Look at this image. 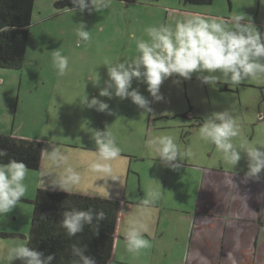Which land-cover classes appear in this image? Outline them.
Returning <instances> with one entry per match:
<instances>
[{
    "label": "rangeland",
    "instance_id": "374dc122",
    "mask_svg": "<svg viewBox=\"0 0 264 264\" xmlns=\"http://www.w3.org/2000/svg\"><path fill=\"white\" fill-rule=\"evenodd\" d=\"M54 5L55 0H35L22 67L0 68V134L34 139L44 145L41 168H28L25 195L10 213L0 217V260L12 245L28 242L37 189H53L50 181L62 175L66 167H71L81 177L80 183L70 191L74 189L118 200L120 225L124 227L129 222L132 225L136 222L139 227L147 222L151 236L143 237L151 239L152 231L154 237L152 227L156 210L143 204L154 200L152 193L160 194L166 184L163 172H167L168 167L158 157L149 155L146 147V142L158 135H170L181 151H190L191 155L182 160L185 163L213 166L218 161V176L225 174L230 180L242 184L241 193L247 194L248 200L264 201V170L258 177H247L248 157L243 150H238L241 160L237 168H232L216 151L215 145L198 137L204 117L227 109L239 127V135L233 138L234 145L254 144L264 150V74L247 78L239 84H219L215 89L202 84L195 75L179 84L173 83L174 77L169 78L160 89L164 101L151 103V113L144 112L130 99L99 97V88L89 77L97 72L101 77L100 87H103L104 80H107L105 65L136 54V43L129 38L132 33L138 39L148 40L147 27H174L176 21L191 15L224 18L229 27L234 14L244 15L251 17L264 33V3L261 0H213L207 6L191 5L185 0H111L109 7L101 12H80L76 6L75 12H70L67 9L72 10L74 6L58 10ZM80 23L90 31L89 41H83L77 35ZM55 51L68 58L63 75L53 63ZM133 87H137L135 81ZM139 88L151 101L146 86L140 84ZM85 93L89 99L97 97L108 103L112 114L80 104ZM191 105L197 114L202 115V122L176 115L180 110L190 109ZM106 127L121 149L120 158L111 162V176L90 170L95 160V144L88 129L106 130ZM53 148H59L67 156L61 167H54L49 160ZM206 151L212 152L208 159ZM216 174L212 176L216 178ZM223 188L224 185L217 186L216 191L224 193ZM141 193L142 198L139 197ZM134 198L142 199V205H132L130 209L129 203ZM159 205L166 215L164 207L167 206ZM162 220L169 221V218ZM125 237L119 239L115 264H136L133 258H148L149 255L141 249L131 252L128 259ZM258 243L259 264H264V233L259 235ZM239 258L236 264L245 260ZM12 264L22 262L14 260Z\"/></svg>",
    "mask_w": 264,
    "mask_h": 264
},
{
    "label": "clouds",
    "instance_id": "9594fccd",
    "mask_svg": "<svg viewBox=\"0 0 264 264\" xmlns=\"http://www.w3.org/2000/svg\"><path fill=\"white\" fill-rule=\"evenodd\" d=\"M110 3L111 0H72V4L78 7L80 12H101L108 8ZM261 3H264V0H261ZM76 7L67 10L75 12ZM6 30L7 26L0 28V32ZM145 31L148 40L138 39L135 33L129 37L136 43V54L105 65L107 80H104L103 87H100L101 77L97 72L89 76L93 85L99 88V97H107L109 100L114 97L120 100L130 99L138 108L151 113V103L164 101L160 89L169 78L174 77L173 83L179 84L191 80L195 75L202 84L215 89L219 84H239L247 78L264 74V33L255 26L251 17L234 14L229 27L224 18L191 15L176 21L174 27L153 26L147 27ZM77 35L83 41H89L91 38L84 23L79 24ZM53 63L59 74L63 75L68 67V58L55 51ZM134 81L137 87H133ZM140 84L146 86L145 90L151 96V101L141 93ZM80 104L98 112L112 114L108 103L97 97L89 99L86 93ZM107 129L108 127L106 130L88 129L95 144V160L91 163L90 170L111 176V162L120 158L121 149ZM238 135L236 119L227 109L214 111L204 117L198 129L199 139L215 145L216 151L221 153L222 158L232 167L241 160L238 150H243L248 157V171L245 175L258 177L264 170V150L254 144L235 146L233 138ZM146 147L149 155L158 157L164 166L174 170L179 169L180 162L191 155L190 151H181L174 137L170 135L154 136L146 142ZM7 156V150L0 148V217L10 213L27 191V185L24 183L28 172L27 165L12 158L5 164L2 160ZM49 160L54 167H61L67 156L59 148H53L49 152ZM80 179L78 172L66 167L62 175L55 176L50 181V185L53 189L67 193L80 183ZM158 196L159 192L152 193L153 199ZM104 218L103 211L70 207L62 212L60 227L71 239L83 232L86 225L98 232L99 222ZM148 244L149 241L136 227L127 231L126 245L129 252H139ZM69 248L74 257L71 264H97L94 256L86 255L87 245L82 246L79 241H74ZM14 260H20L22 264H53L56 254L45 255L44 252L20 242L7 249L0 264H12Z\"/></svg>",
    "mask_w": 264,
    "mask_h": 264
},
{
    "label": "crops",
    "instance_id": "0c3cea01",
    "mask_svg": "<svg viewBox=\"0 0 264 264\" xmlns=\"http://www.w3.org/2000/svg\"><path fill=\"white\" fill-rule=\"evenodd\" d=\"M0 82H2L1 78ZM181 116L196 123L202 122L203 119L200 113L196 114L197 118L186 114ZM211 154L212 152L206 151L207 159ZM220 161L223 165V160ZM180 163L179 169L168 167L167 172H163L166 184L163 185L164 188L158 198L143 204L153 206L156 210V216H153L154 227H152L155 236L153 237L152 231V238H146L149 244L143 249L149 255L148 258H133L136 261L134 262L136 264H236L240 261L239 257H244L242 264H259L258 241L259 235L264 233L262 231L264 201L258 203L254 199L248 200L249 196L241 193L244 189L242 184L230 180L228 175L218 176L216 174V169L220 166L218 161L213 166H197L184 161ZM213 173L216 174V178L212 176ZM220 185H224L225 189H221L225 190L224 193L216 191L217 186ZM141 195L142 193L139 197L142 198ZM141 201L142 199H132L129 203L130 209L132 205L141 206ZM158 203L167 206L164 207L167 211L166 215L163 214ZM167 217L169 221L162 220ZM120 224L121 222L117 220L113 253L108 264L116 263L119 239L126 236L131 227H138L136 222L133 225L129 222L124 227ZM146 224L147 222L140 225L138 229L141 230L142 236H151L148 230L150 225ZM215 235L217 237L214 241ZM125 252L129 259L131 252ZM233 257H237L236 262L231 260Z\"/></svg>",
    "mask_w": 264,
    "mask_h": 264
},
{
    "label": "trees",
    "instance_id": "16d2710c",
    "mask_svg": "<svg viewBox=\"0 0 264 264\" xmlns=\"http://www.w3.org/2000/svg\"><path fill=\"white\" fill-rule=\"evenodd\" d=\"M191 5H210L213 0H185ZM35 0H0V68L19 69L25 60L30 23ZM56 9L73 7L72 0H55ZM75 7V6H74ZM0 148L6 149L9 158L23 161L27 168L39 169L42 165L44 145L34 139H24L0 134ZM34 210L29 231L30 248L47 254H56L53 264H71L74 259L69 245L74 241L87 245L86 255L94 256L97 264H108L111 260L114 236L119 216V201L107 196L79 191L63 192L58 189L40 187L33 199ZM70 207L78 209L93 208L103 211L105 218L99 222L98 232L91 226L69 239L60 227L62 212ZM42 216L46 218H42ZM94 221V225H95Z\"/></svg>",
    "mask_w": 264,
    "mask_h": 264
},
{
    "label": "flooded vegetation",
    "instance_id": "af4514ba",
    "mask_svg": "<svg viewBox=\"0 0 264 264\" xmlns=\"http://www.w3.org/2000/svg\"><path fill=\"white\" fill-rule=\"evenodd\" d=\"M176 114L177 115H185L186 114L189 117L197 118V116H196V114H197L196 113V110L194 109V107H192V105H191V108L190 109H188V110H186V109L180 110ZM259 118L262 119L263 116L260 115Z\"/></svg>",
    "mask_w": 264,
    "mask_h": 264
}]
</instances>
